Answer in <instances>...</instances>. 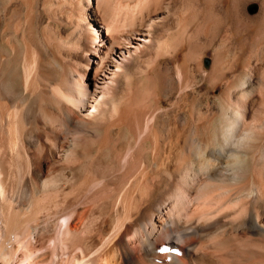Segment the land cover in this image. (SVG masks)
<instances>
[{
	"label": "bare ground",
	"instance_id": "bare-ground-1",
	"mask_svg": "<svg viewBox=\"0 0 264 264\" xmlns=\"http://www.w3.org/2000/svg\"><path fill=\"white\" fill-rule=\"evenodd\" d=\"M132 1L136 14L91 18L77 55L36 15L48 0H0V264H264V131L257 117L237 130L264 114V96L188 103L186 68L175 80L160 54L140 64L161 0ZM181 10L165 43L182 38L188 55L193 10ZM244 57L233 53L227 73ZM237 80L243 97L244 69ZM170 83L184 89L173 101Z\"/></svg>",
	"mask_w": 264,
	"mask_h": 264
},
{
	"label": "rangeland",
	"instance_id": "rangeland-1",
	"mask_svg": "<svg viewBox=\"0 0 264 264\" xmlns=\"http://www.w3.org/2000/svg\"><path fill=\"white\" fill-rule=\"evenodd\" d=\"M130 1L132 0H48L44 9L43 16H42V11L40 10V3L37 2L36 4L38 6L37 12L38 10L41 12H39L40 14L36 12V15L41 17L40 19L41 22L43 23V26L47 27L48 29L54 28L53 31L56 30L57 32L58 30L57 33H59L60 31L61 34L59 35L63 38L62 41L64 42V44H68V43L76 44L77 42V51H78L77 55H79V53H83V50L80 51L78 47L82 48L84 43H87L92 39V32H90L91 30L89 31V20L93 17H97L98 15L104 16L105 14L110 19L112 18L122 19L123 16L127 15L126 12L130 13L131 9L133 8L132 7L133 4ZM137 1L140 2L141 0H137ZM180 1L181 2L174 3L175 4L174 6V4L171 3L170 0H161L162 9L159 15L156 14L155 16H151V19H149L151 21H154V25H153L154 36H153L152 44H150L152 48L150 47L145 49L143 52L144 54L143 53L141 54L143 59L141 58L140 64L142 65V67L144 63H146L145 61L147 62L150 61V63H152L156 54L157 55L160 54L159 55L160 57H158L159 66L161 68H165L166 66H169L172 69V77L175 79L176 78L175 66L176 67L183 66L188 70L190 75V78L188 80V82L190 81V83H187V88H186L188 95L185 98L187 102L188 103L195 102L198 105L207 108L208 110L214 109L215 99L219 95H221V92L225 96V97L223 96L224 99L228 98L229 101L232 100L233 102L230 101L231 103L238 102L239 106L244 105L243 103L246 104L247 102H249L250 99L253 97L252 96V94H254L253 92H255V95L257 96V98H259V100L263 99L264 89L262 87H257L256 82L260 78V73H259L260 71L258 69L260 67V64L258 58L261 56L262 53H263L262 56L264 57V0H180ZM184 3L185 4L188 3L189 5L192 6L193 16L194 13L196 14L194 17L192 16L190 21L188 20L189 23L186 26L187 34L188 36L189 35L191 36L189 42L192 47V50L188 52V55L185 49V43H184L185 41L184 42L181 41L182 38L178 39V41L176 42L177 44H175V47L169 45L168 43H165V38L167 34L175 30L178 31L179 29L178 21L180 17H183L182 16L183 12H181L182 11L181 9L182 6H184ZM78 5L80 6L83 12L80 10V8H78L79 7ZM127 5L129 8L127 7ZM48 7L51 8V11L50 8ZM132 10L134 11L133 13L136 14L139 12L140 9L139 7H135ZM58 11L60 12L57 13ZM200 11L205 13V15L203 14L205 20L203 19L204 22L202 28H201L202 22L200 24V15H199ZM184 16L186 17L187 15ZM59 19L60 20L64 19V21L62 20L61 22ZM57 23H59V25ZM67 30L69 31L67 32ZM76 30L79 31L77 32ZM81 31L83 32V34L81 33ZM79 33H81V36L83 35L82 38L79 35ZM89 34L91 36H88ZM71 36L74 37L72 38ZM85 40H87V42ZM158 43H160V45H157ZM150 53L153 58L151 57L149 59V56H151L149 55ZM233 53H238V54L241 53L242 56L244 55L245 57L242 58L244 59L242 60V62L240 61L241 64L240 62H238L237 64L238 66H236L235 69L236 71L234 70L233 72L227 73L226 68L231 60V57L233 56ZM217 55L220 56L219 58H222V60L220 59V68L223 72H225L226 76L224 79H222L223 81L221 80L220 82L215 83L214 78L211 79V78H207L206 76L211 72L213 62L215 61ZM169 56L173 57V59L175 60L173 63H170V65L167 62V59L170 58ZM78 59L79 58H77V60ZM247 67L249 70L247 69ZM223 69H225V71ZM242 69L246 71V80H248L247 87L245 88L244 91L246 92V95L245 96L243 95L244 98L240 97L239 94L241 90L240 89L238 90L236 85L238 81L237 78L238 76L239 77L241 76ZM191 74L195 75L196 79L193 78ZM143 80L145 79L141 78V83L145 84L146 80L145 81ZM234 82H236V84ZM188 84H190V86ZM216 84L218 86H216ZM227 85L228 88L226 87ZM234 86H236V88H234ZM178 87L179 86H177V84L176 85H174L173 83L167 84L164 87L165 89L163 93L165 95H168V97L171 98V100L173 101L176 98H178V95L182 93L184 90ZM172 88L174 89V91L172 90ZM230 89L232 92L229 91L230 92L229 94L232 96V98L228 93H225ZM252 89L254 90L253 92L251 91ZM239 101H241L242 103ZM165 107L168 108L167 103H165ZM180 114L181 111H178L177 115L179 116ZM260 114H256L255 116H249L248 118L246 117V119H244L245 124L243 123L244 126H246V124L247 126L251 124L253 125L254 118L257 117L259 120L256 118L254 122L256 125L254 124L253 126H251V128L253 127L252 130H256V131H261V130L264 131L263 128L264 125H262V123H264V120H262L264 119V114H261L263 115V117L260 116ZM243 124L237 129L239 133L237 131L236 132L238 134L250 128L247 126L246 128L243 127Z\"/></svg>",
	"mask_w": 264,
	"mask_h": 264
}]
</instances>
